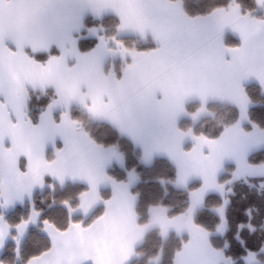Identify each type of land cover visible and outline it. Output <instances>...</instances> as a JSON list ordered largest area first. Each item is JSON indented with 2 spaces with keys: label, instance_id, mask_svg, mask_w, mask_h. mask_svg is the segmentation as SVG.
I'll use <instances>...</instances> for the list:
<instances>
[{
  "label": "crops",
  "instance_id": "0c3cea01",
  "mask_svg": "<svg viewBox=\"0 0 264 264\" xmlns=\"http://www.w3.org/2000/svg\"><path fill=\"white\" fill-rule=\"evenodd\" d=\"M256 2L264 8V0ZM107 15L119 20L117 36L107 37L101 27L86 28L88 17ZM125 37L149 38L156 47L129 49L120 40ZM88 39L96 41L90 50L84 47ZM52 51L56 54L46 62L31 55ZM252 83L264 93V18L244 13L236 0L196 16L187 14L182 0H0V264L12 239L4 213L30 201L48 180L87 186L79 208L83 216L99 204L104 210L91 224L66 232L44 222L51 249L29 264H131L145 241L150 222L138 221L132 192L137 175L129 172L126 181L108 182L109 169L124 168L125 157L97 146L72 118L71 107L132 141L144 165L169 159L177 171L174 186L187 189L195 181L222 177L213 154L234 135L240 116L217 139L184 130L180 122L199 121L210 103L232 104L240 115H249L252 102L245 88ZM48 89L55 91L56 101L34 123L30 91ZM191 103L201 106L192 114ZM244 131L258 135L247 140V147L264 144V130ZM107 187L110 196L101 201ZM190 224L171 230L187 237L174 264H219L224 252L212 246L194 217ZM37 225L21 222L18 236ZM249 256L259 258L249 253L244 260Z\"/></svg>",
  "mask_w": 264,
  "mask_h": 264
},
{
  "label": "trees",
  "instance_id": "16d2710c",
  "mask_svg": "<svg viewBox=\"0 0 264 264\" xmlns=\"http://www.w3.org/2000/svg\"><path fill=\"white\" fill-rule=\"evenodd\" d=\"M184 9L190 16L207 14L217 8L227 7L231 0H182ZM244 13L264 18V8L258 7L256 0H236ZM86 28L92 26L102 27L107 37L117 36L119 20L117 17L107 15L101 20L88 17ZM125 47L139 51L151 50L156 44L149 38L136 37L120 38ZM96 41L87 40L84 47L88 50L94 48ZM50 53L31 54L35 59L46 62ZM117 65V62H116ZM120 66H116L118 76ZM252 106L249 110V121L244 124L246 131L254 127L264 130V93L257 83L246 86ZM56 93L52 89L46 91H30L29 115L34 123H37L42 114L56 101ZM199 107L197 103L188 105V112L192 114ZM207 110L211 116L192 122L190 118L180 122L182 129L192 128L198 136L209 139H217L225 130L234 125L240 116L237 106L226 103H210ZM70 112L74 121L81 125L83 132L96 144L104 148L115 149L124 155L126 168L113 166L108 171V182L128 180L129 172L134 171L137 180L132 186V192L136 196V212L138 221L145 225L150 216V210L155 206L169 208L170 218L184 214L190 206V193L196 189L200 182H193L187 189H179L174 186L177 171L173 163L163 157L156 158L150 166L144 165L141 160V149L121 135L113 126L103 121L91 119L81 108L71 107ZM252 165L264 164V149L254 152L248 157ZM231 169L232 165H227ZM228 173L222 175L221 179ZM232 191L228 195L225 210L226 229L223 234L217 232L222 222L219 209L224 205V198L218 194H209L204 206L197 210L194 221L196 225L210 234L212 246L222 250L235 264H245L244 258L249 253H258L260 264H264V189L259 190L246 182L230 184ZM88 188L82 183H67L61 185L48 180L47 186L35 193L32 198L33 205L41 213V223L30 227L27 234L17 242V226L26 219L30 209V201H25L13 210L5 212L8 224L12 227V239L6 245L1 261L4 264H29L39 259L51 249V238L42 230L44 222L53 225L57 231L66 232L73 226L84 223L89 225L98 219L104 210V205L99 204L94 211L85 217L80 213V206L84 194ZM1 193V181H0ZM111 188L102 189L101 201L109 198ZM0 213L2 211L0 210ZM184 237L172 236L163 241L157 229L148 231L144 243L137 249V257L131 264H154L150 258H154L160 250L163 259L160 264H174L176 254L181 250ZM152 262V263H151Z\"/></svg>",
  "mask_w": 264,
  "mask_h": 264
},
{
  "label": "rangeland",
  "instance_id": "374dc122",
  "mask_svg": "<svg viewBox=\"0 0 264 264\" xmlns=\"http://www.w3.org/2000/svg\"><path fill=\"white\" fill-rule=\"evenodd\" d=\"M104 32H105V30H104ZM204 115L205 116H202L200 120L211 116L212 113H210L207 110L206 114H204ZM248 116L249 115H247L246 112L241 113L240 119H239L240 123L231 129V133H234V135L229 136L228 138H225L223 140V144H222V142H220L219 143V149H218L219 151L217 153L213 154V158H217L220 161V163H219V176L221 177V175L222 174L224 175L225 173H228V175L225 176L223 179L220 178L219 181L206 182L203 184H199L196 189L192 190L191 193L193 194V196H191V193H190V206L184 214L180 215L179 218H176L174 220H170L173 218H170L168 216V214H166L165 211H167L169 209L167 207H163V206L152 207L151 211H150L149 219L147 221L150 223H147V225H146L148 231L157 229L159 231V235L163 241H167V239H169L172 236H177L180 238L184 237L185 235L184 236L181 234L176 235V234H174V232L172 233L171 230L176 228L177 231H182V230H186L185 228H187L188 226H190V228H191L190 221L195 216L197 210L204 206L205 199L209 194L215 193V194L222 196L225 200L224 205L219 209L222 222L219 225L218 231H217V232L223 234V232H225V229H226L225 210H226V206H227L228 195L232 191L230 184H233L235 182H246V183L250 184L251 186L258 187L259 190L264 189V178H257L260 175H264V164L252 165V164H250V162L247 159L248 156H250L251 154H253L255 152L254 151L255 148H259L257 151L264 149L263 143L261 145H257L258 147L254 146L253 148L250 146L249 147L246 146L248 139H251L252 141H254L258 136V135H255L254 133L248 134L247 132L244 131L243 126L245 123H247L249 121V120H247ZM199 121H197V122H199ZM197 122H195V123H197ZM79 126H80V129L83 130L81 125H79ZM97 146H99V145H97ZM222 146H224V147H222ZM99 147L104 148L101 146H99ZM106 149H108V148H106ZM112 150L115 151V149H112ZM141 156H142V154H141ZM209 159H210V155L208 156V160ZM140 160L142 162V157H140ZM228 162L231 164H228ZM227 165H233V166L231 169H227L226 168ZM116 166H118V165H116ZM125 168H126V166L123 169H125ZM131 172L135 173L132 170H131ZM254 177H256V179ZM30 204H31V209H30L26 219H24L23 221L37 225L40 222V213L35 208V206L33 205L32 199L30 201ZM168 212H169V210H168ZM51 226L53 229L55 228L53 225H51ZM52 228L50 227V229H52ZM47 232H48V230L46 231V233ZM23 238H24V236H22V234H21V236H18V238L16 240L18 243H20L21 239H23ZM186 240H187V237H186ZM185 242H184V244H185ZM221 253H223V252H221ZM162 259H163L162 250H160L158 252V254L156 256H154V258H150V260L154 264H160L162 262ZM229 259L230 258H228L227 256H224V254H222V256L220 257L221 261L219 264H232V262H230ZM174 262H175V259H174ZM259 263H261V259L257 258V256L256 257L255 256H249L245 260V264H259Z\"/></svg>",
  "mask_w": 264,
  "mask_h": 264
}]
</instances>
